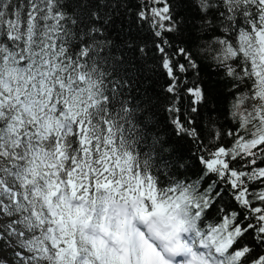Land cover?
Wrapping results in <instances>:
<instances>
[{"label":"snow or ice","instance_id":"obj_1","mask_svg":"<svg viewBox=\"0 0 264 264\" xmlns=\"http://www.w3.org/2000/svg\"><path fill=\"white\" fill-rule=\"evenodd\" d=\"M0 214L18 264H264V0H0Z\"/></svg>","mask_w":264,"mask_h":264},{"label":"rangeland","instance_id":"obj_2","mask_svg":"<svg viewBox=\"0 0 264 264\" xmlns=\"http://www.w3.org/2000/svg\"><path fill=\"white\" fill-rule=\"evenodd\" d=\"M7 218L0 214V225L6 222ZM16 243L15 240H12V244ZM19 248H14L6 244V242L0 239V263L1 264H18V258L15 255L16 251H20Z\"/></svg>","mask_w":264,"mask_h":264},{"label":"trees","instance_id":"obj_3","mask_svg":"<svg viewBox=\"0 0 264 264\" xmlns=\"http://www.w3.org/2000/svg\"><path fill=\"white\" fill-rule=\"evenodd\" d=\"M131 2H132L133 4H135V3H136V0H131ZM118 23H119V21H118ZM123 23H124L125 28H127V26H128L129 23L132 24L133 29H135V27H136V24H135V18H134V17L131 19V21H129V20H124ZM0 264H1V263H0Z\"/></svg>","mask_w":264,"mask_h":264}]
</instances>
